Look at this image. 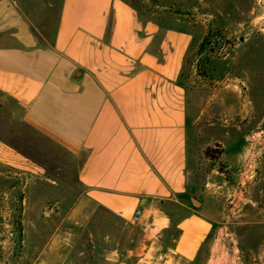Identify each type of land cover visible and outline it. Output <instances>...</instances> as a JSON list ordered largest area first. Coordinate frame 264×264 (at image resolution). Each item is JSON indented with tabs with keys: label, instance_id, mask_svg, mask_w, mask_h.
I'll return each instance as SVG.
<instances>
[{
	"label": "crops",
	"instance_id": "obj_1",
	"mask_svg": "<svg viewBox=\"0 0 264 264\" xmlns=\"http://www.w3.org/2000/svg\"><path fill=\"white\" fill-rule=\"evenodd\" d=\"M117 3L0 0V107L79 160L87 202L126 222L141 211L142 260L155 246L167 250L159 264L195 263L212 230L205 199L259 166L264 182L257 113L187 84L177 64L112 44ZM214 146L222 155L211 163L203 150ZM27 161L0 143V173L32 171Z\"/></svg>",
	"mask_w": 264,
	"mask_h": 264
},
{
	"label": "rangeland",
	"instance_id": "obj_2",
	"mask_svg": "<svg viewBox=\"0 0 264 264\" xmlns=\"http://www.w3.org/2000/svg\"><path fill=\"white\" fill-rule=\"evenodd\" d=\"M117 1L107 37L112 44L130 52L143 49L168 66L177 64L187 84H206L209 93L224 91L242 109L256 111L253 142L259 149L264 146V0ZM238 121L244 127L249 118ZM0 143L24 156L32 170L0 173V264L160 263L166 249L154 246L142 260L147 248L141 245L148 243L141 231L85 200L77 158L24 130L1 107ZM217 147L221 150L211 148ZM217 169L222 171L220 164ZM20 193L18 245L12 215ZM204 204L211 233L195 263L178 264H264L260 166L250 180L242 175L226 182L218 198L208 197Z\"/></svg>",
	"mask_w": 264,
	"mask_h": 264
},
{
	"label": "trees",
	"instance_id": "obj_3",
	"mask_svg": "<svg viewBox=\"0 0 264 264\" xmlns=\"http://www.w3.org/2000/svg\"><path fill=\"white\" fill-rule=\"evenodd\" d=\"M207 39L208 37H205L203 42H202V46L207 45ZM222 152L221 150H218V147L216 149L214 148H206L203 151V156L206 160L210 161V162H218L221 158ZM24 197L23 194L20 193L19 197H18V204L14 209V214L12 215L13 220H12V224L15 225L14 228V232L17 235V244L20 245L21 244V238H22V224H21V215H22V201H23Z\"/></svg>",
	"mask_w": 264,
	"mask_h": 264
},
{
	"label": "built area",
	"instance_id": "obj_4",
	"mask_svg": "<svg viewBox=\"0 0 264 264\" xmlns=\"http://www.w3.org/2000/svg\"><path fill=\"white\" fill-rule=\"evenodd\" d=\"M142 213L140 210H136L135 213L131 216L130 223L138 226L141 222Z\"/></svg>",
	"mask_w": 264,
	"mask_h": 264
}]
</instances>
